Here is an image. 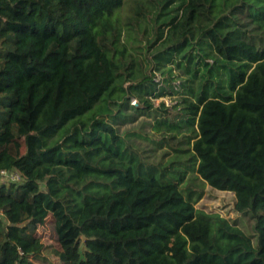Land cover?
Wrapping results in <instances>:
<instances>
[{
  "label": "trees",
  "instance_id": "trees-1",
  "mask_svg": "<svg viewBox=\"0 0 264 264\" xmlns=\"http://www.w3.org/2000/svg\"><path fill=\"white\" fill-rule=\"evenodd\" d=\"M139 115L187 158L122 137ZM1 170L0 264H53L47 221L60 264H264V0H0Z\"/></svg>",
  "mask_w": 264,
  "mask_h": 264
},
{
  "label": "rangeland",
  "instance_id": "rangeland-1",
  "mask_svg": "<svg viewBox=\"0 0 264 264\" xmlns=\"http://www.w3.org/2000/svg\"><path fill=\"white\" fill-rule=\"evenodd\" d=\"M125 8L120 10L119 17L122 18L125 14ZM159 79V75L156 74ZM155 105L160 101H164L165 105H172L176 102L174 96H164L152 99ZM131 103L137 104L135 98L131 99ZM151 117L139 115L131 122L118 126V132L125 139L131 140L138 148L143 149L145 154L149 155L154 162L162 164L172 163L177 166L176 162L185 160L188 154L179 153L167 146L165 143L159 144V136L156 134L150 125ZM5 183L0 179V184ZM9 183V182H8ZM7 182L5 184H8ZM182 190H194L195 196L201 193V197L194 202V207L208 212H217L224 217L238 220L239 228L246 235H253L254 221L249 212L239 214L234 210L235 197L231 191H222L210 187L200 176L190 170L186 174V180L181 184ZM35 233L40 236V241L43 244L42 254L47 261L53 264H60L56 256V241L55 234L51 228L50 222L40 224L35 229ZM42 264H45L42 262ZM48 264V263H46Z\"/></svg>",
  "mask_w": 264,
  "mask_h": 264
},
{
  "label": "built area",
  "instance_id": "built-area-1",
  "mask_svg": "<svg viewBox=\"0 0 264 264\" xmlns=\"http://www.w3.org/2000/svg\"><path fill=\"white\" fill-rule=\"evenodd\" d=\"M0 179L5 183L19 182L21 180V176L17 171L1 170Z\"/></svg>",
  "mask_w": 264,
  "mask_h": 264
}]
</instances>
